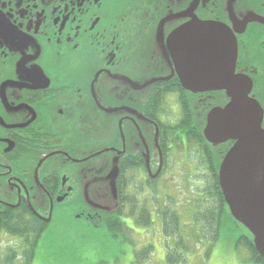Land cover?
<instances>
[{
	"label": "flooded vegetation",
	"instance_id": "flooded-vegetation-1",
	"mask_svg": "<svg viewBox=\"0 0 264 264\" xmlns=\"http://www.w3.org/2000/svg\"><path fill=\"white\" fill-rule=\"evenodd\" d=\"M193 22L234 33L235 74L264 105V0H0V214L37 221L36 247L61 206L103 229L113 169L120 223L133 221L135 186L139 199L171 191L174 170L217 178L232 143L206 141L204 128L228 99L186 90L171 55ZM0 237L17 241L22 264L27 235Z\"/></svg>",
	"mask_w": 264,
	"mask_h": 264
},
{
	"label": "water",
	"instance_id": "water-1",
	"mask_svg": "<svg viewBox=\"0 0 264 264\" xmlns=\"http://www.w3.org/2000/svg\"><path fill=\"white\" fill-rule=\"evenodd\" d=\"M171 55L186 90L222 91L228 99L208 112L204 136L214 145L232 143L218 169V187L229 215L264 259V105L250 97L251 80L235 74L234 33L219 23H190L173 36ZM116 178L113 169L107 176L111 203L100 207L107 213L117 211Z\"/></svg>",
	"mask_w": 264,
	"mask_h": 264
},
{
	"label": "rangeland",
	"instance_id": "rangeland-1",
	"mask_svg": "<svg viewBox=\"0 0 264 264\" xmlns=\"http://www.w3.org/2000/svg\"><path fill=\"white\" fill-rule=\"evenodd\" d=\"M205 170L207 169L202 167L199 172H192L193 174L171 171L165 177V181L170 182L171 191L169 187L164 188L162 185L157 193L155 190L149 191L150 193L139 199L141 186L132 188L125 200L126 216L133 221L122 223L121 236L118 237L103 229L86 226L83 221L69 218L68 210L61 206L59 212L61 216L55 217L54 223L39 240L33 264H131L134 250L147 244L153 247L151 262L165 264L167 246L174 244L173 238H167L163 231V213L166 210L177 211L179 217L177 233H180L181 237L190 238L193 237V233H197L195 237L200 240L198 244L193 242L190 246L185 264H252L248 249L238 241L241 237L248 238V232L235 223L226 211L222 218L218 241L209 257L205 258L208 242H203L206 235L203 234L204 230H201L203 225L201 214L212 204L208 189L211 187L212 177ZM145 209L156 214L155 217L153 215L148 217L152 223L148 228L136 225V219L133 218L135 214ZM194 219L199 222L198 226L192 227ZM16 247H19L16 240L0 237L1 255L8 254L11 249L19 251Z\"/></svg>",
	"mask_w": 264,
	"mask_h": 264
},
{
	"label": "trees",
	"instance_id": "trees-1",
	"mask_svg": "<svg viewBox=\"0 0 264 264\" xmlns=\"http://www.w3.org/2000/svg\"><path fill=\"white\" fill-rule=\"evenodd\" d=\"M209 182L207 181V184ZM211 187L208 188L209 194H210V201L212 204L210 206H207L201 216L203 217V225L201 226V230H204L206 236L203 239V242L207 243V248L205 249V258H208L210 255V252L216 242L219 238V231L220 226L222 222V218L225 216V211L228 214L226 205L223 201L222 195L220 193L218 182L216 175L213 176L210 181ZM208 200V203L210 204ZM146 214L145 217H140L135 221L136 225H140L143 228H148L151 226V222L148 219L150 211L148 209H145ZM8 213L10 212H3L0 214V231H3L4 233L10 234L12 236H18L26 234L27 237L25 238L26 243V249L24 252H22V264H33V260L35 258V251H36V239L34 235H38L40 229L38 225L33 224L34 221L33 218L29 219V221H26L25 227L23 224H21L24 221H20L18 219L9 218ZM107 218L103 221V229L107 230L111 235L114 237L121 236V230H122V223H120L117 211L111 212L105 215ZM141 216H142V210H141ZM228 216L231 218V216L228 214ZM163 231L165 232V236L167 238H173L174 244H169L167 246V249L165 251V264H185L186 263V256L190 252V246L193 244V242H196L198 244L200 242L199 238L195 237V234L193 233V237H181L177 233L179 232V217L177 214V211H171L166 210L165 213H163ZM14 219V220H13ZM232 219V218H231ZM233 220V219H232ZM12 221V223H11ZM234 221V220H233ZM197 219H194L192 221V227L198 226ZM235 222V221H234ZM236 223V222H235ZM198 229V228H197ZM37 232V233H32ZM197 232V230H196ZM196 240V241H195ZM198 241V242H197ZM241 244H243L250 253V262L252 264H264V259L259 257V255L256 253L255 249L253 248L251 242L249 239L245 237H241L238 240ZM238 242V243H239ZM153 253V247L149 244L143 246L142 248L138 250H134L133 253V261L131 264H156L151 262V257ZM17 258V253L15 251L10 252L6 255L0 254V264H16L15 259ZM20 264V263H19Z\"/></svg>",
	"mask_w": 264,
	"mask_h": 264
}]
</instances>
